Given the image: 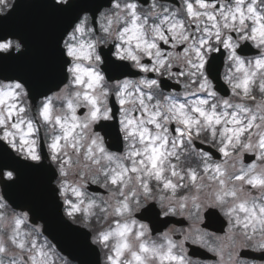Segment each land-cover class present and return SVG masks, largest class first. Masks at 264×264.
<instances>
[{
  "label": "clouds",
  "instance_id": "clouds-1",
  "mask_svg": "<svg viewBox=\"0 0 264 264\" xmlns=\"http://www.w3.org/2000/svg\"><path fill=\"white\" fill-rule=\"evenodd\" d=\"M43 2L57 13L75 12V18L59 38L61 79L33 97L31 73L3 70L30 53L25 36L6 26L18 0H0V43L11 44L0 55V264H33V257L36 264H51L47 252L53 250L40 243L48 219L15 194L22 175L39 167L46 170L59 220L73 227L81 223L73 213L83 214L82 226L95 254L77 264H264L260 224L253 233L233 219L225 243H202L207 233L200 228L203 211L199 217L192 212L193 197H199L206 210L208 200L221 190L204 172L206 164H220L224 188L236 192L224 207L243 203L264 219V188L253 189L235 179L242 167L248 169L243 164L246 152L257 158L249 175L264 178V152L259 148L264 137V0H91L100 5L98 11L81 10L83 0ZM161 42L170 44V50L162 49ZM109 60L127 71L118 72ZM166 81L180 89L166 91ZM240 128L246 131L239 143L233 138L231 155L221 163H211L208 153L201 156L193 150L198 139L219 151ZM53 144L58 151L52 150ZM249 144L251 148L244 147ZM161 145L166 159L157 180L147 157L152 147ZM190 171L198 176L195 185ZM167 181L177 185L175 194L164 188ZM89 182L105 187L108 197L90 195ZM153 205H159L158 218L145 217ZM237 214L241 220L246 217L238 208ZM160 216H186L194 226L187 231L161 229ZM189 243L207 248L217 259L202 260L192 254L194 249L190 254ZM244 249L255 255L241 258ZM169 255L176 259H163Z\"/></svg>",
  "mask_w": 264,
  "mask_h": 264
},
{
  "label": "water",
  "instance_id": "water-1",
  "mask_svg": "<svg viewBox=\"0 0 264 264\" xmlns=\"http://www.w3.org/2000/svg\"><path fill=\"white\" fill-rule=\"evenodd\" d=\"M99 6L91 0H83L81 10L98 11ZM74 18L75 12L72 15L57 13L43 0H32L31 3L26 4H21L18 0L17 8L6 22L7 27L25 36L30 54L20 63L5 65L3 70L12 73H31L33 97L45 94L61 79L64 61L63 53L59 50V38ZM0 55L3 54L0 53ZM116 146H118V141ZM108 147L113 149L109 145ZM48 183V176L43 167L31 168L29 172L22 175L21 183L17 186L15 194L21 200L30 203L36 214L48 219L50 226L44 227L43 232L56 244L60 252L76 262L83 257L91 259L95 254V249L88 245V234L84 230L59 220L52 206L53 195L48 188ZM205 216L207 222L204 227L210 228L207 213ZM216 216L217 218L213 219L217 221L214 230L222 232L224 222L217 212ZM32 219L35 220V217ZM200 254L205 257L203 253ZM252 255L255 254L250 251L240 253V256L247 258Z\"/></svg>",
  "mask_w": 264,
  "mask_h": 264
},
{
  "label": "snow or ice",
  "instance_id": "snow-or-ice-1",
  "mask_svg": "<svg viewBox=\"0 0 264 264\" xmlns=\"http://www.w3.org/2000/svg\"><path fill=\"white\" fill-rule=\"evenodd\" d=\"M203 6L204 5L201 4V7H203ZM189 12L190 13L192 12L191 6H189ZM10 47H11L10 43H0V51H3V50L8 49ZM245 91H247L246 86H245ZM121 103H123V101H121ZM46 112H47V110H45V113ZM201 115H203V113H201ZM95 118H96V113H93V119H95ZM129 123H132V122L129 121ZM183 123L186 127H190L189 121L185 120V121H183ZM251 127H252V124L249 123L248 128L250 129ZM245 131H246V129H244V128H240L238 130L232 131V133L229 136L225 145L219 149V152L222 153L224 155V157H229L231 155V153L229 152L228 149H229V147L233 146V138H235L236 142L239 143V139ZM131 134H134V133H130V135ZM179 134L181 136L184 135L183 132H180ZM188 134L190 136L191 132H189ZM141 139L143 140V133H141ZM58 147H59L58 144H53L52 150L54 152H56V151H58ZM244 147L245 148H251V145L250 144L245 145ZM163 148H164L163 145H161V147H159V148L152 147L150 149L151 155L147 157L150 168H151L152 172H154L157 180H160L162 178L163 171H164L162 166H161L163 164L164 160L166 159V153L164 152ZM259 148L261 149L262 152H264V137H262L260 140ZM100 150L103 151L102 148ZM134 155H139V154L134 153ZM33 159H37V157L33 156ZM204 159L207 160L208 157L205 156ZM141 164L143 165V161H141ZM255 168H256L255 164L249 165L247 171H245L244 168L242 167L241 173L237 174L235 176V179L237 181H240V182L246 181L247 185L253 189L264 188V178H261L260 176H257V175H249L250 173L253 172V170ZM133 171H136V169H133ZM204 172L210 173L209 179L216 180L220 184L221 190L216 192L212 199L208 200L207 205H206V210H204L205 205H202L199 202V197H193L192 198V212L197 217L200 216L202 211H203V217H204V213L207 212V217H208L209 221H211V220L217 218L216 212L213 210L219 209V211L223 214L224 217L229 218L228 219L229 225H231L232 220L234 219L236 225H242L245 229H248L251 227L253 233L256 231L255 224H257V223L261 225L262 229H264V219H261L260 217H258L255 211L249 210L248 208H246L245 204L241 203L239 205H235V206L230 207V208L224 207V205L226 204V202L229 198H235L236 192H235V189L224 188V181L221 178L225 175V172L223 171L222 166L220 164H215V165L206 164L204 167ZM172 175L173 176L177 175V172L175 171V165H172ZM189 178H190L191 182L195 185V183L198 179L196 172L190 171ZM116 182H117V178L114 177L112 179V183H116ZM164 188L172 190L173 194H175L177 185L172 183L171 181H167L164 183ZM144 189H145V192L147 193L149 191L148 185H145ZM185 200H187V197H185ZM125 207H126V205H125ZM184 207H185V204H181V208H184ZM237 208L239 209V211L241 213L246 214V217L244 220H241V217L237 214ZM170 211L174 212L175 209H170ZM260 213H261V216H264V207L260 208ZM17 223L19 225V221ZM209 235H211V234L205 233L204 236L201 237V242L207 243L208 241H207L206 237ZM102 239L106 241L108 239V237L104 236ZM217 239H219V237ZM22 246L23 245H21V247ZM144 250L146 251V249H144ZM40 255L43 256V253H40ZM137 259L139 260V257H137ZM163 259L175 260L176 258L169 255L167 257H164ZM33 264H36L35 257H33Z\"/></svg>",
  "mask_w": 264,
  "mask_h": 264
},
{
  "label": "rangeland",
  "instance_id": "rangeland-1",
  "mask_svg": "<svg viewBox=\"0 0 264 264\" xmlns=\"http://www.w3.org/2000/svg\"><path fill=\"white\" fill-rule=\"evenodd\" d=\"M175 126V125H174ZM176 127V126H175ZM251 130V129H250ZM178 133H176L175 135H177ZM247 153V152H246ZM245 154V153H244ZM249 154H251V153H249ZM225 160V157H224V155H223V158H222V160L219 162V163H221V162H223ZM173 162H175V161H173ZM257 162V158H256V156H255V160L253 161V163H256ZM212 163V162H211ZM253 163H251V164H253ZM244 164V163H243ZM251 164H248V165H251ZM245 166H248V165H246V164H244ZM210 174V173H209ZM248 187H250V186H248ZM73 201H75V197H70ZM97 199H99V198H97ZM66 207H69L68 205H66ZM80 212H76V213H73V216H76V214H79ZM183 217H185V218H187L189 221H190V223H191V226L190 227H187L186 229H184V231H187V230H189L190 228H192L193 226H194V221L193 220H190L188 217H186V216H183ZM228 221V220H227ZM219 237V239H217ZM227 238H228V227H227V229H226V231H225V233L222 235V236H207L206 237V239L208 240V242L210 243V244H221V243H225L226 241H227ZM40 243L42 244V245H44V246H46V243L43 241V240H41L40 241ZM205 249H207V248H205ZM212 253V252H211ZM213 254V253H212ZM54 258H55V256H54V254L51 252H47V259H49L50 260V262H51V264H53V261H54ZM60 264H64V261L62 260V261H60Z\"/></svg>",
  "mask_w": 264,
  "mask_h": 264
},
{
  "label": "flooded vegetation",
  "instance_id": "flooded-vegetation-1",
  "mask_svg": "<svg viewBox=\"0 0 264 264\" xmlns=\"http://www.w3.org/2000/svg\"><path fill=\"white\" fill-rule=\"evenodd\" d=\"M176 69H174V71H175ZM181 79H183V78H181Z\"/></svg>",
  "mask_w": 264,
  "mask_h": 264
}]
</instances>
